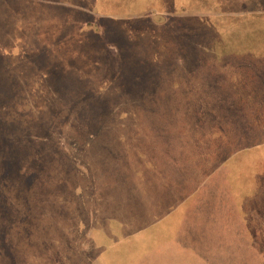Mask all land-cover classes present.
<instances>
[{"label":"rangeland","instance_id":"374dc122","mask_svg":"<svg viewBox=\"0 0 264 264\" xmlns=\"http://www.w3.org/2000/svg\"><path fill=\"white\" fill-rule=\"evenodd\" d=\"M94 1L0 0V264H264V0Z\"/></svg>","mask_w":264,"mask_h":264},{"label":"crops","instance_id":"0c3cea01","mask_svg":"<svg viewBox=\"0 0 264 264\" xmlns=\"http://www.w3.org/2000/svg\"><path fill=\"white\" fill-rule=\"evenodd\" d=\"M188 1L190 0H95L93 11L98 16L120 21L129 16V8L131 7L137 13L140 12L138 17L151 18L164 14L163 11H167V14L177 11L182 13L185 10H180L179 7ZM144 8L146 11L142 12Z\"/></svg>","mask_w":264,"mask_h":264},{"label":"trees","instance_id":"16d2710c","mask_svg":"<svg viewBox=\"0 0 264 264\" xmlns=\"http://www.w3.org/2000/svg\"><path fill=\"white\" fill-rule=\"evenodd\" d=\"M182 6V7H181ZM181 6L179 7V9L180 10H185L184 12H186L187 10H186V8H187V5H186V3H184V4H181ZM178 13H181V12H179V11H177V12H173V13H171L169 16H167V17H165V20H168L169 18H170V16H172V19H174L173 18V16H176V15H178ZM164 16L163 15H158V16H156V17H151L150 18V24L152 23V22H155V23H162L163 21H164V18H163ZM177 21H181V19H179V20H177ZM118 25H117V29L118 30H120V31H122V32H127L128 30H129V28L128 27H126V25L127 24H129L130 23V20H120V21H117L116 22ZM90 28H87L86 30L87 31H89V30H91L93 33H95V34H100V30H101V27L99 26V25H92V26H89ZM120 28V29H119ZM131 29V31H134L133 29H132V27L130 28ZM124 35V37L125 38H129V35H127L126 33L125 34H123ZM68 65V64H67Z\"/></svg>","mask_w":264,"mask_h":264}]
</instances>
